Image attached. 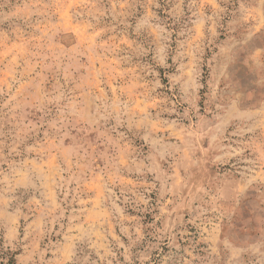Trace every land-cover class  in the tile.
Segmentation results:
<instances>
[{"label": "rangeland", "instance_id": "374dc122", "mask_svg": "<svg viewBox=\"0 0 264 264\" xmlns=\"http://www.w3.org/2000/svg\"><path fill=\"white\" fill-rule=\"evenodd\" d=\"M0 264H264V0H0Z\"/></svg>", "mask_w": 264, "mask_h": 264}]
</instances>
